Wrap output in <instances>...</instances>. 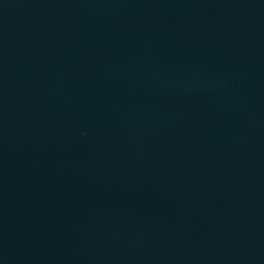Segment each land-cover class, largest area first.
I'll use <instances>...</instances> for the list:
<instances>
[{
	"label": "water",
	"instance_id": "obj_1",
	"mask_svg": "<svg viewBox=\"0 0 264 264\" xmlns=\"http://www.w3.org/2000/svg\"><path fill=\"white\" fill-rule=\"evenodd\" d=\"M0 264H264V0H0Z\"/></svg>",
	"mask_w": 264,
	"mask_h": 264
}]
</instances>
